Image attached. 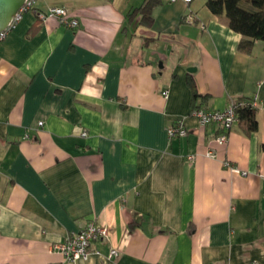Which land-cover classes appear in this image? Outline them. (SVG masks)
<instances>
[{"label": "crops", "instance_id": "obj_1", "mask_svg": "<svg viewBox=\"0 0 264 264\" xmlns=\"http://www.w3.org/2000/svg\"><path fill=\"white\" fill-rule=\"evenodd\" d=\"M142 2L35 0L77 27L27 11L0 42V264H264V42L239 51L205 0L146 27ZM242 98L257 130L223 145L189 115ZM89 222L106 236L65 261L54 245Z\"/></svg>", "mask_w": 264, "mask_h": 264}, {"label": "built area", "instance_id": "obj_2", "mask_svg": "<svg viewBox=\"0 0 264 264\" xmlns=\"http://www.w3.org/2000/svg\"><path fill=\"white\" fill-rule=\"evenodd\" d=\"M170 3H174L178 0H165ZM184 3L188 4L191 0H181ZM35 0H26L25 4L18 10V12L13 16L11 22L7 28L0 33V42L3 41L8 33H10L19 21L21 20L23 14L27 11H33L37 20L44 22L47 19H55L57 23L65 28L74 29L77 27V21L73 18L68 17L67 10L63 7H51L46 11H38L33 9ZM166 96V92L163 93ZM250 106L252 108H257L259 104L254 99ZM261 106L264 108V103H261ZM236 103L232 102L227 108L221 111H212L208 112L204 109L197 108L190 111V116L195 118L200 126L205 125H219L220 128L226 133L230 131L232 125L235 123V110ZM42 123H39L41 125ZM186 129L182 121H178L173 125L167 128V136L169 138L175 137H184L186 135ZM222 133L215 137L214 141L218 145H223L226 143L228 133ZM81 136L85 137L86 132L82 131ZM206 157H213L212 152L208 151ZM189 160L192 159L191 156L187 157ZM223 166L230 169H235L234 166L229 162H224ZM243 176H246L245 172L241 173ZM106 236V230L94 222L87 223L80 231L67 235L63 241L56 243L54 247L62 254L64 260L67 262L71 261H87L91 255L90 246L93 242L102 239ZM111 257H117L118 253L116 250L112 249L109 253Z\"/></svg>", "mask_w": 264, "mask_h": 264}, {"label": "trees", "instance_id": "obj_3", "mask_svg": "<svg viewBox=\"0 0 264 264\" xmlns=\"http://www.w3.org/2000/svg\"><path fill=\"white\" fill-rule=\"evenodd\" d=\"M162 1L163 0H143L142 4L131 10L127 17L132 19L133 16H139V23L141 25L152 27L153 10L155 7L159 6ZM243 1L247 2L250 7L247 9L241 7L240 3ZM205 7L213 16H222L225 19L227 27L241 36V40L238 44L239 51L250 53L255 41L264 42V0H205ZM188 84L191 88L192 97L195 100L197 94L194 84L191 80ZM252 101L253 99L245 98L234 101L236 103L234 110L235 123L238 124L241 133L245 135L253 134L257 130V121L255 119L256 108L250 106ZM197 108L200 107H194V109ZM217 130V135L226 133L219 125L217 126Z\"/></svg>", "mask_w": 264, "mask_h": 264}, {"label": "water", "instance_id": "obj_4", "mask_svg": "<svg viewBox=\"0 0 264 264\" xmlns=\"http://www.w3.org/2000/svg\"><path fill=\"white\" fill-rule=\"evenodd\" d=\"M26 0H0V33L3 32L13 16L25 4ZM189 72L194 69H187Z\"/></svg>", "mask_w": 264, "mask_h": 264}, {"label": "rangeland", "instance_id": "obj_5", "mask_svg": "<svg viewBox=\"0 0 264 264\" xmlns=\"http://www.w3.org/2000/svg\"><path fill=\"white\" fill-rule=\"evenodd\" d=\"M240 6L243 7L244 9H247L248 7H250V5L247 2H241Z\"/></svg>", "mask_w": 264, "mask_h": 264}]
</instances>
